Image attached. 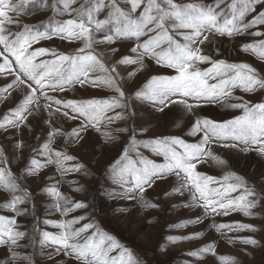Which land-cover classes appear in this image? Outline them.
Wrapping results in <instances>:
<instances>
[{
    "label": "snow or ice",
    "instance_id": "1",
    "mask_svg": "<svg viewBox=\"0 0 264 264\" xmlns=\"http://www.w3.org/2000/svg\"><path fill=\"white\" fill-rule=\"evenodd\" d=\"M34 2L36 0H18L13 4L10 0H0V76L15 73L13 82L4 90L25 85V94L17 106L0 120V129L28 127L29 117L41 112L47 113L46 123L51 129L47 141L34 150L45 159L31 158V167L27 168L29 174L38 173L53 164L65 175L86 169L83 163L67 165V162L77 158L52 147L55 137L64 135L56 126L61 118L80 121L78 127L68 134L73 142H78L83 139L82 133L89 130L102 132L103 121L111 124L134 116V112L128 111L133 99L150 104L158 112L180 107L195 115L189 135H199L198 141L188 143L176 136L141 141L136 138L134 129L118 127L114 131L128 133V139L117 157L105 168L113 183L120 186L124 198H139L141 206L148 209L158 205L145 198L146 191L157 181L174 177L176 187L171 192L180 195L187 192L190 204L201 207L206 215L228 216L233 212L242 213L245 217L254 215L253 210L260 204L259 193L248 186L244 177L229 171L222 178H217L199 171L198 166L209 161L226 165V161L215 154L213 145L222 150L255 153L264 160V101L251 103L233 95L235 89L245 93L264 90V76L247 63L214 60L205 51L206 46L215 43V37L250 35L262 39L242 44L241 50L264 61V31L258 30L259 26H264V0H213L212 3H205L204 0L187 3L179 0H126V8L120 0H61L64 14L72 18L57 21L50 31L34 32L26 25L22 32H6V23H13L9 13L22 12L23 6ZM101 14H104L102 19L98 18ZM101 33V39L96 40V34ZM52 36L70 42L82 41L83 46L75 54H60L43 47L32 48L33 44ZM120 42L129 44L128 52L111 67L89 51L94 43L111 45ZM110 51L115 53L119 49L111 48ZM48 55L54 58L38 59ZM146 60L171 69L174 74L154 75L134 94L127 95L120 83L118 67L132 65L142 68ZM204 64L211 66L202 68ZM76 84L107 88L115 95L87 100L50 95L64 92ZM41 98L45 102L43 105ZM207 104H221L241 110V114L225 121H214L201 117L197 111ZM109 112L114 115H107ZM103 135L106 142L116 139L110 131H103ZM20 147L22 144L17 145V148ZM141 147L162 157L163 162L145 157L139 151ZM3 156L0 149V162ZM17 179L10 168L0 166V189L11 194L5 201L4 211L13 213L11 216L0 213V247L8 250L11 264H36L35 252L22 255L17 249L35 248L37 245L42 254L45 249L51 250L46 253L49 258L63 253L77 264H140L130 249L91 222L86 215L43 221L45 225L59 229L58 232L42 230L38 226L32 229L31 235L21 230L25 226L17 218L27 214L28 210L19 206L28 203L29 194ZM75 190L80 191V188ZM44 191L55 198V211L62 216L87 207L85 202L73 203L55 186ZM20 192L23 194H18ZM168 195V192L164 193L165 197ZM86 220L88 222L81 224ZM214 227L217 233L224 229L230 232L256 231L253 225L239 221L219 223ZM168 239L175 242L182 238ZM239 240L245 245L259 244L252 236ZM201 251L214 254L211 246ZM190 254L198 255L196 252ZM220 259L227 261L231 258Z\"/></svg>",
    "mask_w": 264,
    "mask_h": 264
},
{
    "label": "rangeland",
    "instance_id": "2",
    "mask_svg": "<svg viewBox=\"0 0 264 264\" xmlns=\"http://www.w3.org/2000/svg\"><path fill=\"white\" fill-rule=\"evenodd\" d=\"M187 3L194 0H179ZM205 3H212L213 0H204ZM10 3H18V0H10ZM125 8L126 0H120ZM53 4L55 7H53ZM75 7V5H74ZM61 0H36L23 6L22 12L9 13L13 23H6V32L19 33L24 26H30L34 32L50 31L55 27L57 21H65L72 18L64 14ZM251 15H254L251 14ZM249 16V19L251 18ZM98 18H104L101 14ZM257 30V29H254ZM258 30L264 31V26ZM101 34H96L95 39L99 40ZM215 43L205 47V51L214 60H225L228 63L244 62L255 68L261 76H264V61L259 56L246 53L241 50L244 43H254L262 38L250 35L228 37H215ZM83 46L82 41H68L58 36L41 40L33 44L32 48H46L55 50L60 54H75ZM111 48L119 49L112 53ZM129 44L125 42L107 44L94 43L93 54L111 67L128 52ZM48 55L38 59H53ZM2 63V60H0ZM210 64L201 65L202 68L210 67ZM120 83L127 95H132L147 80L154 75L174 74L171 69L157 66L154 62L146 60L144 66L120 65L118 67ZM129 73H134L129 76ZM100 74V73H97ZM102 75V74H101ZM15 73L12 75L0 76V120L10 109L17 106L25 94V85L19 84L13 89L5 91V86L12 83ZM57 98L87 100L105 99L115 95L113 90L107 88L93 87L91 84L81 86L76 84L66 88L64 92L50 93ZM235 97H242L244 101L258 103L264 101V90L255 93H245L239 89L233 92ZM230 102H239L231 100ZM41 105L45 102L41 98ZM119 111V110H117ZM129 112L135 115L129 119L115 121L107 124L101 123L102 132L98 133L89 130L82 133L83 139L73 142L68 134L72 129L78 127L80 121L68 118H61L56 126L64 133L63 136H56L52 147L54 150L65 151L77 159L67 162V165L83 163L85 170L80 173L63 174L56 165H49L40 172L29 174L27 168L31 167L30 160L35 157L44 161V157L38 155L37 151L47 141L50 126L46 123L48 116L46 112L29 117L28 127L0 129V149L3 150V161L0 166L8 167L17 176V182L22 189L28 191V203L20 205L27 209L25 215L18 217L21 230L32 234L34 227L42 230L58 232L59 229L45 225L43 221L67 220L74 216L86 215L91 222L97 224L103 231L115 237L123 246L130 249L138 258L140 264H264V160H261L255 153H239L236 151L222 150L213 145L215 154L226 161V165L220 166L213 161L199 165L198 170L222 178L224 174L231 171L245 178L248 186L259 193L260 204L253 210L254 215L245 217L242 213L233 212L228 216L206 215L203 209L190 204L189 194H173L171 189L176 187L175 178L167 181H157L148 189L145 198L158 205L157 208L145 209L141 206L139 198L132 200L124 198L119 185L113 183L110 173L105 171L106 166L121 151L122 145L128 139V133H118L114 129L127 127L134 129L138 140L147 141L157 137L176 136L181 137L188 143H195L198 136L189 135V129L195 120V115L188 113L180 107H172L164 112H158L148 103H140L135 99L131 100ZM201 117L210 118L214 121H225L241 114V110H234L221 104H207L199 108ZM107 115H114L113 112ZM106 125V126H105ZM103 131H110L116 137L112 142H106ZM18 144L22 147L17 148ZM139 151L147 158L157 162H163L162 157L155 156L150 149L141 147ZM135 154L133 153V156ZM57 187L62 194L75 202H85L87 207L62 216L55 211V198L51 197L45 188ZM80 188V191H76ZM168 192L167 197L164 193ZM18 194H23L20 192ZM237 195V193H233ZM11 196L5 190L0 189V213L13 215L10 211L5 212V201ZM71 206V205H69ZM199 219H196V218ZM151 221V223H149ZM239 221L251 224L256 231H235L227 229L217 233L214 225L219 223H232ZM88 222L81 221L82 223ZM80 225H76L79 227ZM252 236L259 241L256 246L245 245L239 238ZM168 237H181L182 239L172 242ZM37 239L39 236L37 235ZM21 243H27L22 241ZM206 246H211L213 252H203ZM21 254L35 252L36 264H77L74 259L64 256L63 253L51 258L46 254L50 249H45L42 254L39 246L35 248L17 249ZM196 252L197 256L190 253ZM221 257H230V260L222 261ZM0 264H11L8 250L0 247Z\"/></svg>",
    "mask_w": 264,
    "mask_h": 264
}]
</instances>
